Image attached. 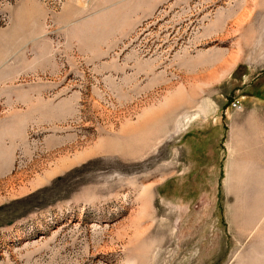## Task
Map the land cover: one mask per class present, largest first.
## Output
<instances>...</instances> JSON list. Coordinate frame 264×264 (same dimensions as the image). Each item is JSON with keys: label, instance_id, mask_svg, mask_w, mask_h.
Returning a JSON list of instances; mask_svg holds the SVG:
<instances>
[{"label": "rangeland", "instance_id": "obj_1", "mask_svg": "<svg viewBox=\"0 0 264 264\" xmlns=\"http://www.w3.org/2000/svg\"><path fill=\"white\" fill-rule=\"evenodd\" d=\"M0 264H264V0H0Z\"/></svg>", "mask_w": 264, "mask_h": 264}]
</instances>
